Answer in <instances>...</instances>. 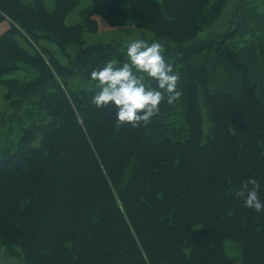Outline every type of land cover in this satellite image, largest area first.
Returning <instances> with one entry per match:
<instances>
[{"label":"trees","instance_id":"1","mask_svg":"<svg viewBox=\"0 0 264 264\" xmlns=\"http://www.w3.org/2000/svg\"><path fill=\"white\" fill-rule=\"evenodd\" d=\"M79 2L48 12L42 0H0V83L31 120L0 158V249L19 264H264V211L236 196L254 178L264 203V0H236L201 38L228 0H92L112 25L126 4L149 44L183 52L167 59L180 99L165 95L137 128L92 104L98 88L68 82L124 61L128 46H85L96 20L64 22ZM19 61L36 75L4 79Z\"/></svg>","mask_w":264,"mask_h":264},{"label":"clouds","instance_id":"2","mask_svg":"<svg viewBox=\"0 0 264 264\" xmlns=\"http://www.w3.org/2000/svg\"><path fill=\"white\" fill-rule=\"evenodd\" d=\"M161 53L162 46L158 42L149 44L137 39L127 46L129 62L123 63L122 67L108 61L102 68L93 70L90 76L97 82L99 91L92 97V104L97 108L111 105L121 126L128 124L137 128L147 125L153 116L159 114V105L165 95L169 105L182 95L177 89L179 75ZM145 75L156 82L155 88L144 83ZM258 189L259 183L253 178L242 184L236 196L243 199L245 207L259 213L264 211V203L258 197Z\"/></svg>","mask_w":264,"mask_h":264},{"label":"rangeland","instance_id":"3","mask_svg":"<svg viewBox=\"0 0 264 264\" xmlns=\"http://www.w3.org/2000/svg\"><path fill=\"white\" fill-rule=\"evenodd\" d=\"M43 4L48 12L54 10L55 4L54 0H42ZM236 0H228L224 10L222 11L218 22H215L213 25L206 28L204 33H200L198 37L204 36V34L208 31L215 32L216 29H222L224 27H218L221 19H224L229 15L230 10L234 6ZM123 8L127 13V18L122 25H112L109 24L102 16L99 14L92 13V0H80L79 5L74 8L71 12H69L65 17L66 25H73L79 21H82L83 18L87 15H90L92 18L96 20L97 30L93 32H84L83 40L85 42V46L102 43L107 44L111 41H116L122 43L123 45H129L131 42L142 39L145 41H150L153 39V34L149 31L140 30L135 25V19L132 16L131 11L129 10L126 4H123ZM218 27V28H217ZM49 47L55 51L56 47L53 43H47ZM176 47V44L163 42L162 45V55L166 62L167 59H177L180 57L183 52H177L178 50H174L172 48ZM57 53V50H56ZM129 62L127 55L125 54L124 61H118L115 63L116 67H122L123 63ZM184 63V62H182ZM181 64V63H178ZM18 69H15L11 72H8L4 75V79L7 78H17L21 80L31 79L36 75V70L33 69L29 64L19 61ZM138 74V73H137ZM152 81L151 78L145 75L144 83ZM68 82L74 84V86L82 88V89H94L97 88V82L93 81L91 77L89 79H81L72 80L69 79ZM6 86L0 83V158L7 155V153L12 152L16 147L17 141L21 134V128L23 126L28 125L31 120L25 117L24 109L25 106L22 105L21 108L15 109L9 106L7 100L5 99ZM200 102L202 103V98L199 92ZM181 108V106H180ZM182 113L180 116H183ZM179 124H176L178 126ZM209 121L207 109L202 106V131L205 134L208 133L209 130ZM7 147V148H6ZM14 249L19 250L18 246H15ZM0 251H3L0 249ZM4 252V251H3Z\"/></svg>","mask_w":264,"mask_h":264},{"label":"crops","instance_id":"4","mask_svg":"<svg viewBox=\"0 0 264 264\" xmlns=\"http://www.w3.org/2000/svg\"><path fill=\"white\" fill-rule=\"evenodd\" d=\"M8 27L9 22L3 21L0 23V34L3 33ZM0 264H19V261L15 256L7 255L3 251H0Z\"/></svg>","mask_w":264,"mask_h":264}]
</instances>
